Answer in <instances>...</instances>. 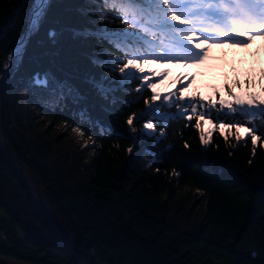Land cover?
<instances>
[{
    "label": "trees",
    "instance_id": "1",
    "mask_svg": "<svg viewBox=\"0 0 264 264\" xmlns=\"http://www.w3.org/2000/svg\"><path fill=\"white\" fill-rule=\"evenodd\" d=\"M30 3L0 0V67L23 31ZM85 7L86 0H52L0 109L5 139L42 188L75 252L58 245L0 152V255L31 264H264V127L255 149L250 135L237 140L217 130L202 143L193 117L153 119V136L134 139L150 118L134 119V136L127 118L145 111L149 92L137 100L138 81L125 90L118 71L92 62L107 59L105 50L121 53L73 30L122 25L115 12L98 19L82 15ZM49 31L57 33L54 40ZM46 75L47 88L34 83ZM102 77L115 102L97 94L93 80ZM58 83L80 99H61ZM83 111L91 121H81ZM152 138L158 159L144 146Z\"/></svg>",
    "mask_w": 264,
    "mask_h": 264
},
{
    "label": "snow or ice",
    "instance_id": "2",
    "mask_svg": "<svg viewBox=\"0 0 264 264\" xmlns=\"http://www.w3.org/2000/svg\"><path fill=\"white\" fill-rule=\"evenodd\" d=\"M87 7L80 9L82 15H94L98 19H107L108 12H115V19L120 20L125 28L110 32L107 27L89 32L87 30L75 31L73 35L77 38L88 39L95 36L99 40L107 41L113 48L121 52L120 56H115L105 50L104 55L108 56L106 60L94 59L92 62L106 70L118 71L120 73L119 83L125 90H130L129 85L135 81L140 84L133 91L137 92L136 99H140L143 91L152 90L151 103L145 98L144 103L148 105L144 112L140 114L133 113L128 116L127 124L131 126L135 121L143 119L145 116L150 119L143 125L139 137L151 138L155 132V125L161 122L165 117L180 119H192V115L184 117L183 112L175 115L171 113L161 114L160 107H171L175 101L170 97L176 95L175 91L163 95L158 91L156 83H148L151 77H160L159 83L169 75L170 69H152V63L164 64H183L190 68H199L205 65L210 59V53L213 48H223L228 44L230 48L247 49L248 45L257 37L264 38V0H86ZM52 5V0H33L28 14V26L31 33L39 31L47 12ZM131 29V30H129ZM50 39H55L57 33L49 31ZM24 41L21 40L18 47L10 56L14 61L22 51ZM10 67V62L4 63V71ZM261 80H264V68L261 69ZM195 75L187 76L186 83L183 74L176 79L184 84L183 88L177 89L180 95L176 100H189L192 113L195 114L198 105L192 104L191 100L201 101L199 107H204V96L192 95L185 97L184 90L195 80ZM37 82L47 88L49 78L46 75L43 79L37 77ZM106 78L93 80L97 94L108 101L110 98L115 102L112 96L114 89L108 87ZM171 83V81H170ZM235 83H239L236 81ZM251 85L252 79L244 81ZM59 96L63 99L70 96L74 100H79L80 96L68 86H60ZM228 94L233 97L231 100L220 99L218 101L220 109L226 111L207 112L205 115L214 117L217 121L231 120L233 123L223 124L226 129H236V139L243 137L240 135V129L244 128V135L251 136L253 148L261 140V136L256 135L261 127H264V95L249 93L247 98L237 96L232 92V85L226 86ZM261 91L264 92V85H261ZM211 108L216 107V102L207 100ZM178 107V105H177ZM81 121H91L90 114L83 111L80 114ZM196 124L201 127L204 121V115H200ZM212 123V120L205 121ZM98 125L99 121H92ZM251 123L252 127H245ZM103 130V129H102ZM74 132L84 134L80 127L73 128ZM135 132L136 129L132 128ZM164 135L163 129L160 130V137ZM139 137H134L138 139ZM160 137H157L158 140ZM201 142L206 144L207 140L201 136ZM187 147V145H185Z\"/></svg>",
    "mask_w": 264,
    "mask_h": 264
},
{
    "label": "rangeland",
    "instance_id": "3",
    "mask_svg": "<svg viewBox=\"0 0 264 264\" xmlns=\"http://www.w3.org/2000/svg\"><path fill=\"white\" fill-rule=\"evenodd\" d=\"M32 2L33 0H31L30 6L25 15V21H27L28 19V13L32 5ZM120 24L122 25V27L118 29L125 28L124 24H122L121 22ZM100 28H103V27H99V26H97V28L93 27L92 29L89 30V32L91 31L95 33ZM108 30L115 31L113 29L112 30L108 29ZM20 35L18 36V38L20 37ZM28 38H27L26 44H24L25 43L24 42L22 45V51H21L20 56L13 61L12 66L10 65L11 66L9 69L10 72L4 79V81L6 79L8 80V81L6 80L7 83L4 89L6 88L8 83L13 79L15 71L17 70L18 66L21 64V61L23 59V54L25 51V46L28 43ZM17 39L15 40L13 46L9 50V53L5 57L3 64L0 67V72L4 69V63L7 62V58L9 57V55H11L10 52H12L13 48L17 46L18 44V42H16ZM105 43L111 46L107 41H105ZM19 47L21 46L19 45ZM120 55L121 54H117V56H120ZM209 55H210L209 61L205 65L200 66L199 68H190V67H186L183 64L177 65V64L152 63L150 65L152 69L162 70V69L167 68V69H170V72H169V75L163 79L162 84L159 83L160 77H151L148 83H156L158 91L162 93L161 100L157 101L156 102L157 104H160L163 102V95H166L169 92L175 91L176 95L173 97H170L171 100L175 101V103L172 105L173 109H175L174 111L175 113L182 112L185 108H187V111L183 112L184 117H187L188 115H192V117L197 122H198L197 118L200 115H204V121L201 122V127H200L201 135H204L205 137L209 138L213 130H217L220 134L228 136V137L232 136L233 134L234 136L232 137L236 139V129L235 128L226 129L223 127V124L233 123V121L231 120L217 121L216 119H214V117L205 115V113L212 111V110L216 112L226 111V109H223V110L220 109L218 101L220 99H225V100L233 99V97L228 94V91L226 88V86L229 84L232 85V92H234L237 96H242L244 98H247V95L249 93H256L258 95H264V92L261 91V85H264V80L260 79L262 75L261 69L264 68V38L257 36L248 45L247 49H240L238 47L230 48L228 44H225L223 48H218V47L213 48V50L211 51ZM99 56L101 58L100 60L106 59V58H102L101 57L102 55H99ZM96 58L99 59L98 56ZM18 62L19 64H17ZM106 71L112 72L110 70H106ZM116 71H118V67ZM182 74L185 77V83H186L187 76L195 75L196 77L195 80L191 83V85L185 88L184 90L185 97H191L192 95L205 97V100L203 101L204 107H199V105L201 104V101H199L198 99L191 100L192 104L198 105L195 114L192 113L188 99L176 100V96L180 95L177 89L184 87V84H181L176 78L180 77ZM118 75L120 76L119 71H118ZM37 77H40L41 79H43L45 76H37ZM248 79L253 80V83L251 85L244 83V81ZM236 81H239V83L238 84L235 83ZM34 83L41 85L40 83L37 82V78H35ZM118 83H119V80H118ZM139 84H140V81H138V85ZM4 89L3 90L1 89L0 91V109H1V96L3 94ZM147 91L149 92V98L147 99H149L151 103L152 90L147 89ZM135 97H137V95ZM208 99H211L214 102H216L215 108H211L207 104ZM180 101H184V103H181ZM161 109L162 108L160 107L159 112L161 114L169 113L167 111H164V112L160 111ZM139 113L140 111L137 114ZM132 114L133 113H131L130 115ZM184 119H187V118H184ZM165 120H166V117L162 119L161 122H164ZM208 120H212V123L205 122ZM245 127H251V126L247 124L245 125ZM129 130L132 136H134L135 133L131 131L130 126H129ZM137 132L140 134L141 129H138ZM240 135L241 136L244 135L243 127L240 129ZM154 140L155 138H152L151 140L146 141L144 146L153 155L154 158L158 159L159 156L156 157V155L159 152V144L154 142ZM0 263H3V264H31L23 260H18V259H14L10 257L1 256V255H0Z\"/></svg>",
    "mask_w": 264,
    "mask_h": 264
},
{
    "label": "water",
    "instance_id": "4",
    "mask_svg": "<svg viewBox=\"0 0 264 264\" xmlns=\"http://www.w3.org/2000/svg\"><path fill=\"white\" fill-rule=\"evenodd\" d=\"M31 34H32V33L29 31L28 19H27V21H26V23H25V26H24V28H23V31H22L20 37L17 39L16 42H19V41H21V40L24 39V42H25L24 44H26L27 38H28ZM10 53H12V52H10ZM17 64H19V62H18ZM6 80H7V79H6ZM6 80L3 82L2 87L0 88V91H1V89H2V90L4 89V87H5L6 83H7ZM7 81H8V80H7ZM0 134L2 135V138H3V140H4V143L6 144L7 149L13 154V156L15 157L16 161L18 162V164L21 165V166L25 169V171L27 172V174H28V176H29L31 182H33V186L35 185V186H37V187L40 189V192H41V198L43 199V202H44L42 205H38V204L36 203V201H35V199H34V195L32 194L30 188L28 187L27 183L25 182V179L23 178V176H22L20 173L16 172V170L14 169L13 166H11V164H10L9 161L7 160V158H6L5 154H4L3 148H2V146H1V144H0V152H1L2 157L6 160L7 167L10 168V169L13 171V173H15V174L21 179L23 186L28 190L29 194L31 195V198H32V200H33V203H34L35 207H36L37 209H39V211H40V212L42 213V215L45 217L47 223L50 225L51 230H52V232H53V235H54V237H55V239H56L58 245H59L60 247L64 248V249H66V250L71 251V252L74 253L75 250H74V247H73V243H72V238H71V236L68 234V232H67L65 226L63 225L61 219H60L59 216L56 214V212H55L54 209L52 208L51 204H50L49 201L47 200V198H46L44 192L42 191V188H41V187L37 184V182L35 181V179H34L32 173H31V171L29 170V168H28L26 165H24V164L18 159L16 153H14L13 150L10 148V146H9V144H8V142H7V140H6L5 137H4V133H3V130H2V128H1V126H0ZM49 216H50V219H51L52 221L55 222L56 229H57V233H55V231H54V229H53V227H52V224H51V222H50V220H49Z\"/></svg>",
    "mask_w": 264,
    "mask_h": 264
},
{
    "label": "bare ground",
    "instance_id": "5",
    "mask_svg": "<svg viewBox=\"0 0 264 264\" xmlns=\"http://www.w3.org/2000/svg\"><path fill=\"white\" fill-rule=\"evenodd\" d=\"M18 47H19V44H17V46L13 48L12 53ZM12 53H10V54H12ZM10 56L11 55H9V57L7 59V62H10V65L12 66L13 61L10 60ZM10 67H9V69H10ZM9 69L6 72L3 69L0 72V88L2 87V83H3L4 79L6 78V76L10 72ZM0 144H1L2 148H3L4 154H5L6 158H7V160L11 164V166H13L14 169L16 170V172L20 173L23 176V178L25 179V182L27 183V185L30 188L32 194L34 195V199H35L36 203L38 205H42L44 202H43V199L41 198L40 189L37 186H35V185L33 186V182H31V180H30L27 172L25 171V169L21 165L18 164V162L16 161L15 157L13 156V154L7 149L6 144L4 143V140H3L1 134H0ZM49 220H50V222L52 224V227H53L55 233H57L55 222L50 219V216H49Z\"/></svg>",
    "mask_w": 264,
    "mask_h": 264
}]
</instances>
